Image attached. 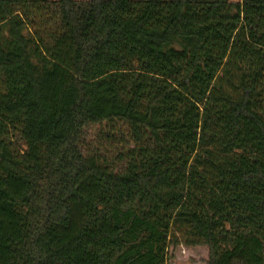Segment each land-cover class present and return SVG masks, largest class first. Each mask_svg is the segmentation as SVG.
<instances>
[{"label": "trees", "instance_id": "1", "mask_svg": "<svg viewBox=\"0 0 264 264\" xmlns=\"http://www.w3.org/2000/svg\"><path fill=\"white\" fill-rule=\"evenodd\" d=\"M185 261L264 264V0H0V264Z\"/></svg>", "mask_w": 264, "mask_h": 264}, {"label": "rangeland", "instance_id": "2", "mask_svg": "<svg viewBox=\"0 0 264 264\" xmlns=\"http://www.w3.org/2000/svg\"><path fill=\"white\" fill-rule=\"evenodd\" d=\"M119 125L115 124L114 126H111L108 123L103 124H94L91 125L88 129L89 136L93 141L99 145L100 151L106 156L108 160H115L117 158V148L119 149V145H121V141L114 142L113 144H110V140L108 139V134L115 132L118 130ZM116 133V132H115ZM120 132L116 133L118 134L117 137L120 139ZM125 141H122L124 143ZM125 146V144L123 145ZM128 146V145H127ZM184 264H193L191 261H185Z\"/></svg>", "mask_w": 264, "mask_h": 264}]
</instances>
